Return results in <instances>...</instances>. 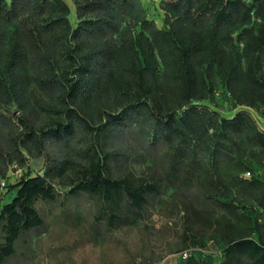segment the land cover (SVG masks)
<instances>
[{
  "label": "trees",
  "instance_id": "16d2710c",
  "mask_svg": "<svg viewBox=\"0 0 264 264\" xmlns=\"http://www.w3.org/2000/svg\"><path fill=\"white\" fill-rule=\"evenodd\" d=\"M71 1L76 25L65 0H0V203L12 167L45 162L0 205V264L59 189L109 230L170 189L186 240L264 264V132L218 110L219 89L264 118V0H161L162 28L141 0Z\"/></svg>",
  "mask_w": 264,
  "mask_h": 264
},
{
  "label": "rangeland",
  "instance_id": "374dc122",
  "mask_svg": "<svg viewBox=\"0 0 264 264\" xmlns=\"http://www.w3.org/2000/svg\"><path fill=\"white\" fill-rule=\"evenodd\" d=\"M76 25L75 6L65 0ZM148 17L158 27L164 26L161 0H141ZM218 110L230 117L232 109L218 89ZM14 111V110H12ZM0 112L6 109L0 108ZM43 159L30 160L25 168L12 167L2 190L1 207L15 197L16 185L30 172L43 174ZM148 164L132 161L137 175ZM36 208L44 226L24 233L16 244V253L6 264H186L191 257L203 264H220L222 246L207 240L204 247L185 239L183 213L172 203V190L150 196L145 218L134 226L109 230L103 220H96L98 202L86 195L70 197L59 189L54 202L39 201ZM187 254V259L182 255Z\"/></svg>",
  "mask_w": 264,
  "mask_h": 264
},
{
  "label": "water",
  "instance_id": "95a60500",
  "mask_svg": "<svg viewBox=\"0 0 264 264\" xmlns=\"http://www.w3.org/2000/svg\"><path fill=\"white\" fill-rule=\"evenodd\" d=\"M240 112L249 113L254 118V120L257 123V125L259 126V128L264 132V118L260 117L257 114V112L255 110H253L252 108L240 106L233 112V114L229 118L232 119V118L236 117Z\"/></svg>",
  "mask_w": 264,
  "mask_h": 264
},
{
  "label": "built area",
  "instance_id": "2783aa9c",
  "mask_svg": "<svg viewBox=\"0 0 264 264\" xmlns=\"http://www.w3.org/2000/svg\"><path fill=\"white\" fill-rule=\"evenodd\" d=\"M245 178H250V174L249 173H247V174H245ZM187 254L186 253H184V255H182V258L183 259H187Z\"/></svg>",
  "mask_w": 264,
  "mask_h": 264
}]
</instances>
